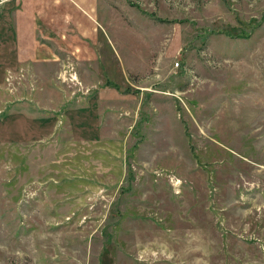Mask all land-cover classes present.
<instances>
[{
  "label": "rangeland",
  "instance_id": "rangeland-1",
  "mask_svg": "<svg viewBox=\"0 0 264 264\" xmlns=\"http://www.w3.org/2000/svg\"><path fill=\"white\" fill-rule=\"evenodd\" d=\"M26 1L0 0V264H264V0H94L60 38L37 9L17 33Z\"/></svg>",
  "mask_w": 264,
  "mask_h": 264
},
{
  "label": "crops",
  "instance_id": "crops-1",
  "mask_svg": "<svg viewBox=\"0 0 264 264\" xmlns=\"http://www.w3.org/2000/svg\"><path fill=\"white\" fill-rule=\"evenodd\" d=\"M18 2L23 3V0ZM93 3L94 0H28L16 20L17 33L23 34L24 31L29 30L31 34L37 28L34 15L37 9L40 23L45 19L55 23L52 30H55L53 33L56 38H60L68 30L80 33L82 36L93 35V23L89 11ZM20 41L24 43L25 39L19 38Z\"/></svg>",
  "mask_w": 264,
  "mask_h": 264
},
{
  "label": "bare ground",
  "instance_id": "bare-ground-1",
  "mask_svg": "<svg viewBox=\"0 0 264 264\" xmlns=\"http://www.w3.org/2000/svg\"><path fill=\"white\" fill-rule=\"evenodd\" d=\"M256 177L260 183L264 184V171L259 172ZM258 213H259V217L258 218L256 217L257 222L264 221V208L262 207L261 209H259ZM254 219L255 218H252V220Z\"/></svg>",
  "mask_w": 264,
  "mask_h": 264
}]
</instances>
